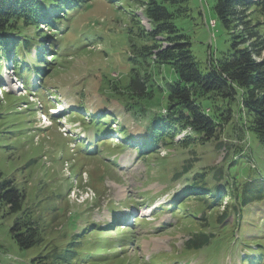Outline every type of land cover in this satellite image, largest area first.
<instances>
[{"label": "rangeland", "instance_id": "rangeland-1", "mask_svg": "<svg viewBox=\"0 0 264 264\" xmlns=\"http://www.w3.org/2000/svg\"><path fill=\"white\" fill-rule=\"evenodd\" d=\"M146 3L81 0L79 7L64 12L66 19L59 33L46 26L41 29V38L51 37L46 40L47 48L58 37L59 51L46 49L36 55L32 48L33 61L27 65L34 74L29 75V87L23 85L24 76L18 79L11 71V62L0 73V133L6 147L0 150V178L11 180L23 192V210H31L33 222L46 240L41 248L20 250L9 234L15 217L0 213V264H30L51 239L61 245L58 240L64 235L70 238L84 228L82 234L87 235L80 239L82 247L98 250L104 257L72 264H243L245 251L257 247L242 244L239 232L246 240L258 235L264 239V201L242 208L244 217L239 220L235 240L229 242L215 225L227 208L233 210L234 200L225 186L230 184L231 172L243 168L251 174L239 178L243 182L252 178L264 181V159L256 162L263 158L262 145L243 134L239 125L227 126L219 138L205 142L196 141L198 136L184 128L175 133L171 147L142 156L136 147L100 149L94 131L74 117L77 110L84 118H90L86 111L122 112L118 124L135 134L145 130L152 117L163 114L167 84L175 82L177 75L172 66L159 65L152 53L140 54L142 45H152L150 36L137 35L138 21L149 29L143 14ZM214 4L215 0H188L187 12L175 18L204 71L234 42L233 31L215 21ZM253 10V23L263 22ZM259 59L264 60V51ZM136 74L147 86V97H132L127 89ZM41 87L47 90L40 94ZM46 109H55V116L52 112L48 116ZM116 124H111L113 130L119 129ZM119 137L117 132L105 136L123 144ZM80 141L85 142V151L94 154L77 153L75 145ZM248 167L255 169L250 172ZM193 181L196 186L205 182L211 190L219 186L226 197L222 195L219 204L208 201L210 208L195 193L187 190L182 196ZM114 215L121 221H114ZM139 217L141 222H133ZM206 225L217 234L212 245L183 254L186 243L200 237Z\"/></svg>", "mask_w": 264, "mask_h": 264}, {"label": "trees", "instance_id": "trees-1", "mask_svg": "<svg viewBox=\"0 0 264 264\" xmlns=\"http://www.w3.org/2000/svg\"><path fill=\"white\" fill-rule=\"evenodd\" d=\"M79 2L81 0H0V73L7 68L8 62H11L13 73L17 74L18 79L24 76L23 85L29 87V75L34 74L27 65V61H33L30 60L32 48L37 50L36 55L46 49L54 51L52 53L59 51L58 37H55L47 48L46 40L48 42L51 37L41 38V29L46 26L59 33L66 19L63 17L64 12L79 7ZM187 3L188 0H147L143 14L149 22L148 31L140 26L138 21V37L150 36L152 41L151 46H141L144 51L141 50L140 54L146 57L152 53L159 65L172 66L177 75L175 82L167 84V105L163 109L166 114L152 117L145 130L135 134L127 126L118 124L119 116L124 115L122 112L113 115L106 114L105 110H96L91 114L86 111L90 118H84L77 110L73 113L74 117L80 119L81 125L94 131L95 138L98 139V143L95 144L96 146L100 144V149L113 145H117L118 150L136 147L139 150L138 154L142 156L156 153L161 148L171 147L175 133L184 128H190L198 136L196 141L202 139L205 142L219 138L227 126L235 128L239 125L243 134L253 136L262 145L263 158H257L256 161L261 162L264 159V60H260L259 57L264 51V21L253 23L250 12L254 9L253 12H258L264 18V0H215L213 7L215 21L233 31L234 42L230 49L222 53L221 58L209 63L206 71L200 67V63L193 55L188 38L175 24V18L187 12ZM31 27L38 29V32L34 33ZM33 33L34 38L31 36ZM39 75L36 71V76ZM127 89L132 92V97L135 95L144 97L148 94L144 80H140L137 74L131 79ZM46 90L45 87H41L39 93ZM117 103L123 107V104ZM45 112L47 113V109ZM115 122L119 126L118 130H113L111 126ZM108 132L111 135L118 132L120 136L118 139L123 144H116L113 140L105 138ZM2 137L3 134L0 133V150L6 148L2 145L4 143ZM84 146L85 142L76 143L77 153L94 154L85 151ZM248 168L250 172L255 169ZM237 171L240 172L239 176L236 175ZM237 171L230 173L231 187L229 182L225 184L234 200L233 210L229 211L227 208L224 216L218 217L219 221L215 223L216 228L220 226L218 230L227 235L229 242L235 240L234 235L240 229L239 220L244 217L242 208L264 201V181L258 178L260 181H255V178H252L248 179V182H243L244 180L239 178L251 174L248 170L243 172L245 171L243 168ZM216 176L222 177L218 174ZM187 190L195 193L203 206L210 208L211 204L220 203L222 195L226 197L219 186L211 190L207 188L205 182L196 186V182L193 181L182 196L186 195ZM208 201L212 203L208 205ZM24 203L25 197L19 187L9 179L0 178V213L2 217L12 219L15 217L9 230L10 237L20 250L41 248L46 240L33 222L31 210H23ZM193 216L197 219L196 214ZM115 220H118V215H114ZM86 221L92 220L87 218ZM134 222H141V218ZM92 225L95 226L93 223ZM85 229L70 238H65L64 235V238L58 240L61 245H58L55 239H51V242H47L29 261L30 264H72L74 261L76 263L99 256L98 250L82 247L83 241L80 242V239L87 235L82 234ZM97 231L93 230L95 233ZM216 237L217 234L210 231V226L202 227L200 237L188 241L183 254H193L209 248ZM238 238L242 239V244L247 247H257L245 252L244 264H264V239L261 240L258 235L256 238L246 240L241 232Z\"/></svg>", "mask_w": 264, "mask_h": 264}, {"label": "bare ground", "instance_id": "bare-ground-1", "mask_svg": "<svg viewBox=\"0 0 264 264\" xmlns=\"http://www.w3.org/2000/svg\"><path fill=\"white\" fill-rule=\"evenodd\" d=\"M60 107H61V106H60ZM54 112H55V111H53L52 113H54ZM45 113H46V112H45ZM47 113H48V112H47ZM47 113H46V114H47ZM47 115L49 116V115H52V114H49V113H48ZM52 116H55V113H54Z\"/></svg>", "mask_w": 264, "mask_h": 264}]
</instances>
